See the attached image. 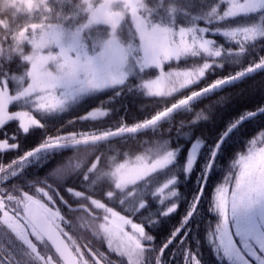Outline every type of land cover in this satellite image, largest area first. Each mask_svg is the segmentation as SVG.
Listing matches in <instances>:
<instances>
[{
	"label": "trees",
	"instance_id": "obj_1",
	"mask_svg": "<svg viewBox=\"0 0 264 264\" xmlns=\"http://www.w3.org/2000/svg\"><path fill=\"white\" fill-rule=\"evenodd\" d=\"M104 1L97 0L94 5ZM146 6L150 17L139 23L127 22L122 34L125 39L134 34L136 43L140 45L144 43L139 40L144 33L152 36L161 34L165 28L174 32L188 28L190 31L186 42L194 43L192 48L196 51H191L193 54H190L189 50L182 48L180 51L170 50L169 52H174L175 55H168L167 50L160 49L157 54L163 57L159 64L161 70L155 65L146 67L143 72L130 75L123 84L83 98L62 113L50 114L33 110L21 101L16 102V105L11 104L10 113L16 114L20 110L31 112L38 123L25 132L21 118L16 115L0 127V139H6L9 144L16 145L9 150L0 151V164L25 157L49 140L70 141L141 124L170 107L181 97L236 75L246 67L256 64L259 58L264 56V5L254 12L232 16H223L230 5L221 3V0H146ZM2 7L16 8L11 4V0H4ZM213 9L218 11L214 13ZM18 13L11 26L15 28L17 24H22L19 32L24 30L26 35V38L21 40L23 51H18L15 56L9 47L2 52L0 58V86L5 89L14 88L7 93L11 97L17 93H21V99L31 97L26 90H29L30 80L33 78L31 68L37 63L32 62L31 54L36 50L34 48L38 42L29 43L33 25L40 27L59 24L67 29L66 56L60 53L56 58L65 62H70L85 52L83 40L88 46L91 37L100 39L109 33L106 26H89L92 10L88 4H81L80 0H48L47 5L41 7L38 12L30 13L26 8H18ZM79 31L82 44L77 47L73 42L79 41L76 39ZM250 33L252 38L247 39ZM177 42H180L179 38ZM53 50L58 51L57 48ZM216 51L220 52L219 56L215 55ZM204 65L208 67L195 85L171 96L165 95L172 90L174 82L190 80ZM262 108L264 69L224 89L201 96L187 108L174 112L143 135L129 134L81 148L52 149L26 158L14 166L15 174L11 171L12 175H9L8 181L0 186V189L8 192L7 194L1 191L3 199L0 200V216L4 210L9 209L11 198L21 195V190L25 194L22 197L24 201L35 196L44 208L52 213L58 209L67 210L59 200L55 188L68 204L74 206L88 202L69 195L66 189L71 187L86 191L89 195L104 200L114 212L118 210L129 215L133 222L145 227L146 234L153 239L144 241L142 245L144 253L141 264H157L156 257L160 250L180 227L194 200L200 198L195 214L177 239L165 250L162 264H184L188 250L196 253L202 264H222L208 241L210 228L222 221L218 212L210 208L212 196L216 187L222 184L231 185L232 191H235L242 168L239 163L241 157L252 155L254 150L264 146V112L244 120L223 141L210 172L204 173V166L208 164L212 150L224 133L226 134L241 118ZM96 109L104 110L105 114L92 115ZM202 111L210 119H197V114ZM194 147L198 153L197 164L191 173H187L185 164ZM169 150L175 153L174 161L170 165L133 185L121 190L114 189L115 181L111 170L118 162L139 154L158 156ZM97 156L100 157L104 174L87 173V166ZM53 169H56L55 180L49 179ZM85 173L88 174L87 180L84 178ZM172 180L175 183L170 184L169 181ZM38 187L45 191H37ZM109 191L116 193L112 199L105 196ZM172 191H176L177 195L169 196L168 193ZM201 192L204 193L202 197L199 196ZM23 204H12V210H24ZM174 204L178 205L176 210L164 215ZM141 205L144 207L141 208ZM88 207L92 208L90 204ZM92 211L96 212V209L92 208ZM52 213L53 219L60 218V214ZM71 215H67L66 224L71 227L70 232L81 239H86L89 235V238L96 240L91 228L85 226L88 214H82L79 223L70 220ZM111 219L112 215L109 213V222ZM120 225L125 224L121 222ZM120 225L117 220V232ZM4 228V241H1L0 237V252L3 249L5 255L11 254L14 262L18 259L19 264H29L30 257L24 243L14 238L16 236L10 229ZM105 239L103 236L99 240L102 246H106ZM120 256L125 258L124 255ZM136 258L139 259V256ZM126 262L132 264L129 259ZM223 264H228V261H223Z\"/></svg>",
	"mask_w": 264,
	"mask_h": 264
},
{
	"label": "rangeland",
	"instance_id": "obj_2",
	"mask_svg": "<svg viewBox=\"0 0 264 264\" xmlns=\"http://www.w3.org/2000/svg\"><path fill=\"white\" fill-rule=\"evenodd\" d=\"M47 1L48 0H14L19 6H25L30 9H38L42 7L41 4L45 6ZM91 4L93 3L90 2L89 5ZM242 4L249 6L246 13H250L264 5V0H246L242 2ZM97 10L100 11V17L99 19L93 20L95 23L109 25L111 28L110 37L98 40L95 37H91L88 46L83 40L85 52L71 59L70 62H60L56 59L60 53L66 56L67 29L64 26H57L55 24L41 28L40 31H43L40 32V43L31 54L32 62L37 63L34 64V68L32 67L30 71L33 75V83H31L32 85L29 89L30 93H39V95H35L28 101L32 108L53 113L62 112L88 94L95 93L99 89H105L109 86L120 84L137 68V65L145 68L155 65V67L158 68L163 60V57L157 54L160 49L167 50L168 55H175L174 52L169 51H180L188 44V42H186L188 32L190 31L188 28H182L180 31L175 30L177 33L173 30L165 29L161 34L158 33L152 36H147V34L144 33L139 39L144 42L142 43L143 48H139V51L143 52L145 59H136V62H134L132 54L136 49L128 48L121 37H119L120 35H117L118 28L126 19L127 14L134 18L136 23L142 22L150 17V13L146 10L145 0H107L105 4L95 8V11ZM90 27L92 26L90 25ZM79 32L80 34L76 36V39L79 41L73 42L77 47L82 44V37H80L81 31ZM24 37V33H22L20 38L23 39ZM178 38L180 42H177ZM167 44L169 45L168 48ZM54 48H57L58 51L55 52L53 50ZM88 48H91V50L87 51ZM41 51L43 52L42 56L39 55ZM159 57L161 61L158 59ZM51 61L58 62L56 74L52 71L53 66L49 63ZM158 69L161 70V67ZM3 96L4 93L2 95L0 94V117L3 114ZM8 97L11 98V96ZM17 98L18 97H14V100L16 101ZM11 101L12 100L9 99L8 105ZM42 104L46 105V107H41ZM8 114L12 117L10 113ZM27 115L37 121L32 115ZM17 117L20 116L17 115ZM261 149H264V146L253 151V153H258ZM169 152L154 158L150 155L142 154L131 163L122 162L115 170L117 181L123 183L124 187H126L166 167L174 160L173 158L169 162H165ZM4 212L11 215L8 211H3V213ZM2 217L1 220L3 222ZM16 223L19 225L20 234L27 237L25 227L18 221H16ZM257 223L261 229H264V221H260L259 217H257ZM7 227L10 229L8 225ZM22 240L25 242L24 239ZM27 241L28 242L25 243L33 251V248L30 246L32 243L28 237ZM33 252L37 254L36 251Z\"/></svg>",
	"mask_w": 264,
	"mask_h": 264
},
{
	"label": "snow or ice",
	"instance_id": "obj_3",
	"mask_svg": "<svg viewBox=\"0 0 264 264\" xmlns=\"http://www.w3.org/2000/svg\"><path fill=\"white\" fill-rule=\"evenodd\" d=\"M221 3L230 5L227 11L223 13V16H232L237 13L247 12L249 7L245 4L238 3L237 0H221ZM217 11L218 9H213L214 13ZM99 17L100 11H94L93 19H99ZM232 35L234 36L235 34L233 33ZM185 50L190 51L191 49L186 48ZM206 50L211 51V49L207 48ZM215 55L219 56L220 52L216 51ZM8 101L9 97L7 92H5L2 101L3 114L0 117V127H3L12 118L7 112L9 106ZM41 107H46V105L42 104ZM17 115L21 118L22 127L25 132L28 131L29 127L38 123L25 113H19ZM53 143L56 142L54 141ZM222 143V139L216 143L215 149L211 152L208 164L204 166V173L211 171L216 154L219 152ZM252 143L255 146V141ZM9 149V142L6 139H0V151ZM174 157L175 153L169 152L165 162H169ZM197 158L198 153L194 147L185 164V171L187 173H191L196 167ZM239 163L242 164V168L235 184V191H232L231 185L222 184L216 187L212 196L210 208L212 211L218 212L222 217V221L210 228L208 241L213 246V251L221 260L222 264L225 260L228 261V264H254V262L255 264H264V229H261L257 223V217H259L260 221H264V149H261L258 153L254 152L247 157L242 156ZM169 183L172 184L175 181L172 180ZM206 183L207 181L205 180ZM120 185L124 186L123 183H120ZM168 195L176 196L177 192L172 191ZM203 195V192L199 194L200 197ZM199 204L200 199H195L188 214L183 218L180 227L173 232L167 243L160 250L158 264H162L165 250L177 239L185 225H187L188 221L195 214ZM143 207L141 205V208ZM177 207L178 205H172L164 212V215L171 214ZM109 213L112 215L111 221L109 222L108 220L105 224L100 225L101 231L109 238V247L115 243L119 249L127 252L130 257L143 255L144 248L141 245V240L135 236L131 238L121 237L116 231L119 214L111 209ZM2 219L15 232L18 238L24 239L26 243L28 242L27 237L20 234L19 225L13 216L4 212ZM233 220L235 221V225H233ZM134 227L138 229L141 236L144 235L145 230L142 226L134 225ZM237 237H239V240H237ZM30 246L33 248V251H36L35 246ZM56 248L63 256L66 264H79L77 256L62 241L57 242ZM184 264H202V261L196 253L188 250Z\"/></svg>",
	"mask_w": 264,
	"mask_h": 264
},
{
	"label": "clouds",
	"instance_id": "obj_4",
	"mask_svg": "<svg viewBox=\"0 0 264 264\" xmlns=\"http://www.w3.org/2000/svg\"><path fill=\"white\" fill-rule=\"evenodd\" d=\"M3 3V0H0V4ZM81 4H88L89 0H80ZM7 13V14H5ZM18 10L12 9L10 7L5 8L0 6V52L6 51L11 47L12 51H23L22 48V42L21 38L19 37V31L22 27V24H17L15 28L11 26V22L15 20L18 17ZM252 34L250 33L247 36V39H251ZM24 59H27V57H24ZM208 67V65H204L203 68L199 69L194 76L188 81H181V82H174L172 86V90L168 93H165V95L171 96L173 93H177L178 91L185 89L189 86L195 85L201 77L204 75V70ZM257 68H264V56H261L258 60V62L254 65H251L249 67H246L243 72H252ZM240 75V74H238ZM220 82H216L212 85H209L205 89H200L199 91H193L186 97H181L180 99L176 100L175 103H173L165 113L160 114L158 117H153L152 120L148 121L147 124L151 126L153 123H160L163 120H166L168 116H170L174 111L178 109H184L187 108L193 101L199 99L202 95H206L210 90L215 89L219 87ZM105 111L101 109H96L92 115H104ZM210 119V117L205 112H200L197 114V119ZM143 124H138L135 127L140 128L144 127ZM124 131H128L130 129H123ZM111 133H104L101 134L102 138L103 136L110 135ZM52 140L46 141V143H52ZM75 143V141H73ZM16 145L9 144L10 148H14ZM31 155V153L26 154ZM26 157H20L18 159H14L11 162L7 164H0V173H10L14 166H16L20 161L25 160ZM104 174L102 172V166L100 164V157L97 156L96 159H93L91 163L87 166V173H97ZM56 169H53V173L50 174L49 179H57L56 176ZM84 174L85 180L88 179V174ZM115 179V177H114ZM51 187V185H50ZM114 189L121 190L124 188V186L120 185V183L117 181L113 185ZM0 191H5L3 189H0ZM37 191L44 192L45 190L43 188L38 187ZM66 191L69 193V195L74 197H80L82 199L87 200L88 204L92 206V208L96 209V212L92 211V208L88 207V204L81 205L87 212H88V219L85 221V226L91 228V232L93 236L96 238L97 241L101 239V237L105 236V234L101 231L100 225L105 224L108 221V214L109 210L111 209L108 204L104 202V200L99 199L95 196L89 195L86 191H81L76 188H67ZM46 194V193H45ZM114 191H109L105 193V196L108 199H112L115 196ZM25 194L23 193V190H21L20 196H14L11 198L9 202V209L12 210V204H23L24 200L22 197ZM112 210V209H111ZM80 217L76 218V222L79 223ZM71 224L72 222L69 221ZM5 225H7L6 222H4ZM138 239L141 240V245H143L144 241H151L153 239L152 236L147 235L144 233L143 236L140 235V233H137ZM72 245L75 247V253L78 256V262L79 264H112L109 256V252H115L119 255H124L126 259L131 260L132 264H141V261L143 259V255H139V259L136 257H130L128 253L123 252L121 249L117 247L115 243L112 244L111 247H109V244L107 242L106 247H108V251L104 250H93L89 247L88 243H85L83 248L77 243V241L74 238H70ZM85 252L87 255H85ZM156 261L158 264V256L156 257ZM46 264H63L62 260H52L51 257H49V261H46Z\"/></svg>",
	"mask_w": 264,
	"mask_h": 264
},
{
	"label": "flooded vegetation",
	"instance_id": "obj_5",
	"mask_svg": "<svg viewBox=\"0 0 264 264\" xmlns=\"http://www.w3.org/2000/svg\"><path fill=\"white\" fill-rule=\"evenodd\" d=\"M4 3L0 4V6H3ZM18 53L17 51H14V54L16 55ZM15 174V172H13V175ZM14 177V176H13ZM12 177V178H13ZM9 177L7 176L4 179H8ZM4 179L2 177H0V183H2L4 181ZM2 195L0 194V199H2L1 197ZM11 213V215L16 219V221H18L19 223H21L23 225V227H25L26 231H27V235L29 237V239L31 240V243L34 244L36 250L38 251V255H34V258L29 259V264H46V261H49V257H51L52 260H61L59 257H57V255L54 253V251L49 247V244H47L42 237H40V235L38 234L37 230L33 227L32 224L27 223V217H26V213H21L20 210H10L9 211ZM52 212L47 211V215L49 218L51 217L50 214ZM53 213L56 214H60V218L58 220L53 219L52 217L50 218L53 223L55 224V226H57V228L61 231V233L63 234V236H65L66 240L68 241V243L70 244L69 246L72 247V249L75 252V247L74 245H72L71 243V239L70 238H74L77 243L81 246V248H83L85 243L89 244V247L92 248L93 250H104L103 246H100L99 244H95L94 241L90 240L89 238L86 239H81L80 237L74 235L73 232H70L71 227H67V215H71L73 213V215H71L70 220H74L76 221V216L74 215L75 212L68 211V210H54ZM52 213V214H53ZM2 217V216H1ZM0 217V237H1V241H4V227L8 228L7 225H5ZM121 221H125V220H129L130 218L127 219L126 215H121L120 217ZM60 222V223H58ZM9 229V228H8ZM125 227H123L122 225L119 226V230L118 233L121 237H125V238H131L133 236L137 237V232L135 233V231L133 232L134 234L128 233L125 231ZM145 230V228H144ZM42 240L45 244H43ZM44 249H46L45 251H43V247ZM105 251V250H104ZM46 253V256L43 253ZM127 253V252H125ZM76 254V253H75ZM85 255H87V253L85 252ZM77 256V255H76ZM78 257V256H77ZM43 258V259H41ZM6 262H9L10 259L9 258H3ZM3 259H0V264H7L5 263V261ZM110 260L112 262V264H128L126 262V258H115V257H110ZM15 264H19V260L16 259L15 260ZM63 264H65L63 262Z\"/></svg>",
	"mask_w": 264,
	"mask_h": 264
},
{
	"label": "water",
	"instance_id": "obj_6",
	"mask_svg": "<svg viewBox=\"0 0 264 264\" xmlns=\"http://www.w3.org/2000/svg\"><path fill=\"white\" fill-rule=\"evenodd\" d=\"M264 68H257L252 72H242L240 73V75H236L233 76L231 78H228L226 80L220 81V85L219 87L210 90L211 91H216L219 88H224L225 86L236 82L238 80L244 79L260 70H262ZM167 111V110H166ZM166 111H164L163 113H165ZM264 112V109L259 110V112ZM162 114V113H161ZM255 113H252L250 115H255ZM160 115V114H159ZM158 115V116H159ZM156 116V117H158ZM245 118L241 119L239 122H237L233 127H231L226 134L223 136L222 140H224ZM152 120V119H151ZM150 121V120H149ZM148 122V121H147ZM144 123L143 125H145L144 127H140V128H129L130 130L128 131H124L122 128L118 131L115 132H111L110 135H106L103 136L102 138H100L101 136H97V137H93L91 139H84V140H78L74 142H68V143H50V144H46L36 148L35 150H33L31 152L32 156L36 153L48 150V149H53V148H62V147H75V146H80L81 145H85V144H91V143H96V142H100V141H104V140H109L118 136H122V135H126V134H130V133H139V132H144L146 130H148L150 127H153L155 124L157 123H153L151 126H149L148 124ZM34 153V154H33ZM26 211H27V217L29 219V221L34 225V227L37 228V230L42 233L48 242L51 244V247H53V249H55V251L59 254V257H61L63 259V256L59 253L58 249L56 248V244L58 241H62L64 245H68L65 241V239L63 238V236H61L60 232L56 229L55 226H53V223L45 216L44 212H43V207L41 206V204L33 199L29 200L26 205H25ZM71 209L77 210L80 207H70ZM133 229H135L136 231L138 230L136 227L133 226ZM68 249L69 246H68ZM71 250V249H70ZM73 253V252H72ZM74 254V253H73ZM64 260V259H63ZM65 261V260H64ZM66 263V262H65Z\"/></svg>",
	"mask_w": 264,
	"mask_h": 264
},
{
	"label": "bare ground",
	"instance_id": "obj_7",
	"mask_svg": "<svg viewBox=\"0 0 264 264\" xmlns=\"http://www.w3.org/2000/svg\"><path fill=\"white\" fill-rule=\"evenodd\" d=\"M3 3H4V0H3ZM241 13H243V12H241ZM195 44L194 43H189V44H186L183 48L184 49H186V48H190L191 50H190V54H193L191 51H196V49L195 48H192V46H194ZM162 72H165V71H162ZM12 89H14V88H7L6 87V89H5V91L3 90V92L5 93V92H7V93H10V90H12ZM133 128V127H132ZM143 133L144 132H139V133H136L137 135H143ZM4 192H6V191H4ZM7 194H8V192H6ZM87 238H89V235H87L86 236Z\"/></svg>",
	"mask_w": 264,
	"mask_h": 264
}]
</instances>
